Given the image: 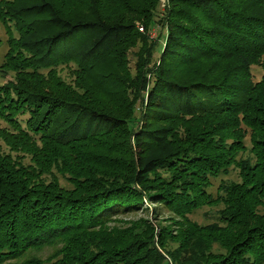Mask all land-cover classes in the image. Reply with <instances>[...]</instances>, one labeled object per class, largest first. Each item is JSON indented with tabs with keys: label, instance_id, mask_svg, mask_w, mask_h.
I'll use <instances>...</instances> for the list:
<instances>
[{
	"label": "trees",
	"instance_id": "obj_1",
	"mask_svg": "<svg viewBox=\"0 0 264 264\" xmlns=\"http://www.w3.org/2000/svg\"><path fill=\"white\" fill-rule=\"evenodd\" d=\"M159 3L0 0V264H264V0Z\"/></svg>",
	"mask_w": 264,
	"mask_h": 264
},
{
	"label": "rangeland",
	"instance_id": "obj_2",
	"mask_svg": "<svg viewBox=\"0 0 264 264\" xmlns=\"http://www.w3.org/2000/svg\"><path fill=\"white\" fill-rule=\"evenodd\" d=\"M162 1H164V0H160V3L157 5L158 8H162ZM140 32L144 33L145 29L143 31H140ZM149 34L151 37H156V36L158 37V35L160 34V28L157 25H153L151 27V29L149 30ZM7 37H8L7 28L3 23L0 22V64L3 60L4 54L6 53V51L8 49ZM162 41H163V36H160L159 42L162 43ZM140 45H141V43H138L137 46L130 48V50L127 51V58L129 61L128 69H129L131 74L134 73L135 62L137 59V54L135 52L138 50ZM155 57H156V54H155ZM262 60L264 61V56L262 57ZM251 71L253 73L255 80L260 79V77L264 73V69L260 65L252 66ZM9 75H11V74H9ZM9 75L6 76L5 78L0 77V83L5 82L7 79H10L12 75L11 76H9ZM61 75L64 78H66L67 80H69L67 68L64 66L61 69ZM0 124H3V123L0 122ZM246 144L249 145L248 138L246 139ZM4 149L6 150V148H4ZM246 155H248V153H246L245 156ZM238 171H239L238 169L230 167L227 174L221 173L220 176L217 177L216 179L211 178L212 186L209 188V191H211L213 193L214 197H216V195H217V188H218L219 182L222 179L240 181V178L238 176ZM59 178H60V176H59ZM60 182L63 184H66V181H64L63 178H60ZM156 205H157V203H154V202L149 203L148 200H145L143 202V209L142 210H139L138 212H131V213L126 214V215H120L117 218L118 219L117 224H122L124 222L128 223L130 221L139 220V219H147L152 223H161L162 225L169 223L168 218L171 216L173 217L174 214H172L170 211H168V209L166 207L159 206V208H158V206H157V208H156ZM220 208H222L221 203L212 204V205H204L201 208L194 210L192 213H190L188 215V217L192 221L197 222L198 224H201V225L209 224L212 222H216L218 220V216H219L218 213H219ZM45 253H46V251L42 252L41 254L44 255ZM169 264H173L172 260L169 261Z\"/></svg>",
	"mask_w": 264,
	"mask_h": 264
},
{
	"label": "built area",
	"instance_id": "obj_3",
	"mask_svg": "<svg viewBox=\"0 0 264 264\" xmlns=\"http://www.w3.org/2000/svg\"><path fill=\"white\" fill-rule=\"evenodd\" d=\"M138 30H140V31H143L144 29H143V26H138Z\"/></svg>",
	"mask_w": 264,
	"mask_h": 264
}]
</instances>
